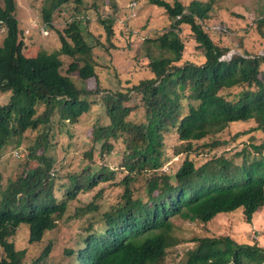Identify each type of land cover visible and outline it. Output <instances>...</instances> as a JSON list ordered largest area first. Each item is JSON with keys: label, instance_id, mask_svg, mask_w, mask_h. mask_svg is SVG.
<instances>
[{"label": "trees", "instance_id": "obj_1", "mask_svg": "<svg viewBox=\"0 0 264 264\" xmlns=\"http://www.w3.org/2000/svg\"><path fill=\"white\" fill-rule=\"evenodd\" d=\"M212 1L184 4L174 0L171 4L151 0L164 8L170 21L168 31L145 41L160 51L155 56L150 45L146 46L154 76L122 90L104 92L101 97L109 122L94 127L90 146L83 153L85 165L65 174L59 186L66 197L58 200L54 192L57 165L47 154L56 131L53 122L59 127L78 122L91 110L88 97L94 92L78 87L69 74L62 73V56L70 60L69 70H78L83 81L97 78L96 44L84 34L82 25L87 19L80 16L84 0H48L44 21L56 31L61 45L52 52L41 48L34 57L24 53L30 38L19 27L16 0H2L0 21L6 33L0 46V92H12V96L8 104L0 105V153L29 130L42 131L29 147V161L1 193L4 257L0 264H26L29 260L28 251L17 249L9 240L19 226H28L29 243H39L55 217L67 211L69 200H78L80 194L96 188L98 204L93 195L86 205L102 217L101 228L90 223L82 230L86 244L83 241L76 250V264H164L168 249L181 242L174 234L173 218L208 224L221 212L243 207L245 220L251 223L264 208V137L253 134L264 133V55L246 51L223 58L229 47L216 42L203 24L210 18ZM258 1L254 29L264 41V0ZM69 3L75 4L74 12L66 26L57 30L53 13ZM100 21L110 38L114 19ZM183 27L190 29L203 51L200 63H179L185 49L180 36ZM216 31L222 38L229 34V30ZM235 88L240 91L233 93ZM136 110L141 117L132 118ZM239 122H253L254 126L229 139L216 136ZM172 133L178 138L173 151L184 155V160L175 172H160L168 159L166 139ZM247 134L252 135L242 149L230 156H226L227 149L218 153L222 146ZM116 155L122 158L115 169L105 162ZM120 172L124 175L119 180ZM117 180L120 185L112 183ZM106 182H111L107 188H122L120 203L110 209L102 206ZM191 240L196 247L188 250L184 264H264V246L238 242L230 233ZM51 251L50 243L30 259L31 264H47Z\"/></svg>", "mask_w": 264, "mask_h": 264}, {"label": "rangeland", "instance_id": "obj_2", "mask_svg": "<svg viewBox=\"0 0 264 264\" xmlns=\"http://www.w3.org/2000/svg\"><path fill=\"white\" fill-rule=\"evenodd\" d=\"M173 4L174 0H166ZM184 4L192 0H181ZM207 1V0H200ZM209 1V0H208ZM136 2L134 10L130 8V3ZM258 0H213L210 18L204 22V27L210 35L220 42L223 46L229 47V53L243 54L248 51L252 55H264V41L256 32L255 18L258 8ZM48 0H16L17 9L16 17L19 21V27L24 33V29L29 27L33 22L39 26L35 31L26 32L28 45L24 50L27 56H36L38 51L45 49L52 52L59 49L61 42L56 31L47 27L44 21L43 9L48 6ZM2 5V0H0ZM82 13L80 16H86L87 21L83 23L84 34L87 38L96 44L93 50V56L96 60L97 78H90L83 81L78 70H69L70 60L62 56L63 66L62 73L69 74L78 87L94 91L89 95L91 101V110L83 114L76 123H64L58 126L53 122L56 131L52 138L53 146L50 147L47 154L54 157L57 165V171L54 176L56 179L55 196L58 200L66 197L65 191L60 188L59 183L65 181V174L79 171L84 165L83 153L90 146L92 140V131L95 126L109 122L106 116L105 106L102 101V95L106 90H122L139 83L141 80L153 77L149 67L150 59L147 56L146 46L150 45L153 55H159L160 51L151 43H146L147 39L156 38L170 29V21L164 8L154 5L151 0H84V5L80 6ZM75 9V4H64L53 13V23L55 28L62 30ZM85 14V15H84ZM100 19L113 20L114 34L108 38L106 29L101 24ZM2 26V24L0 23ZM222 26L223 31L229 30V34L218 33L214 27ZM0 26V46L5 37L6 29L2 30ZM46 29L49 34L45 35L41 29ZM180 36L182 37L185 49L183 52L182 64L185 61L200 63L203 60V51L199 48L198 43L194 40L192 32L188 27L181 28ZM25 38V39H26ZM30 41V42H29ZM241 41V42H240ZM230 55V56H232ZM82 66V62H78ZM102 89V91L100 90ZM99 90L100 92H96ZM240 91L235 88L233 93ZM12 92H0V105L8 104L11 101ZM136 99L130 103H134ZM132 118L141 117L139 111H134ZM55 121V120H54ZM254 126L250 123H233L224 133L217 134L221 140L229 139L239 131ZM59 128V129H58ZM42 128L38 130H29L18 141L12 140L0 153V199L2 190L7 188L9 181L18 176L21 170H18L23 163L29 161V147L37 140ZM258 137H264V133L253 132ZM252 134L240 135L229 144L222 146L218 153L225 149L226 156H230L237 150L243 148L244 143L249 141ZM178 145V138L171 134L166 139L165 153L167 161L160 170L168 169L176 171L184 160V155H177L173 148ZM123 145H118L122 148ZM203 155V154H202ZM201 156V155H200ZM206 157L207 156H204ZM122 156H115L112 161L105 162L110 167L118 168V159ZM202 158H197L201 161ZM83 162V163H82ZM124 173H119V180ZM152 175L148 176L151 177ZM61 177V179L59 178ZM119 180L112 182L114 185H120ZM111 182L104 183V192L102 206L105 209L110 208L120 199L122 194L121 187L107 188ZM98 189L88 194H80V199L69 200L67 211L58 219V225L55 230L47 231L45 234L53 240L54 248L48 258V264H76L74 256L76 250L84 239V230L90 223L101 228L102 217L90 212L86 203L91 201L95 195L94 201L98 204ZM109 208V209H110ZM176 225L175 236L180 239V243L168 249V254L164 264H184L186 253L196 247V243L191 239L193 237L208 236L217 237L225 233H230L238 242L257 243L264 246V208L256 213L251 223L246 222L243 207H238L234 211L221 212L214 220L208 224L201 221H189L181 218H173ZM29 228L25 224L19 226L15 234L9 240L14 241L17 249H26L30 264V259L39 255L48 244L46 238L43 241L30 245L28 244ZM72 250V253H66ZM4 251L0 246V260L4 257ZM34 259V258H33ZM43 264V263H41ZM243 264H255L244 261Z\"/></svg>", "mask_w": 264, "mask_h": 264}, {"label": "built area", "instance_id": "obj_3", "mask_svg": "<svg viewBox=\"0 0 264 264\" xmlns=\"http://www.w3.org/2000/svg\"><path fill=\"white\" fill-rule=\"evenodd\" d=\"M131 5H130V8L132 9V10H134V8H135V6L137 5V3L136 2H132V3H130ZM0 23L2 24V26H1V28H2V30H4V27H5V24H4V22L1 20L0 21ZM38 24L37 23H35V22H33V23H31L30 25H29V27L27 28H25L24 29V34L26 35V32L27 33H30L31 31H35V29H37L38 28ZM215 28V30L217 29V30H219V29H223V27L222 26H217V27H214ZM5 29H6V27H5ZM41 32H43L45 35H47V34H49V32L46 30V29H44V28H42L41 29ZM223 58H226V57H223Z\"/></svg>", "mask_w": 264, "mask_h": 264}, {"label": "clouds", "instance_id": "obj_4", "mask_svg": "<svg viewBox=\"0 0 264 264\" xmlns=\"http://www.w3.org/2000/svg\"><path fill=\"white\" fill-rule=\"evenodd\" d=\"M232 53H233V52H231V53H229V54L227 55V56L230 57V58H228V59H231L232 56H230V55H232ZM61 217H62V216H61ZM58 219H59V217H55V219H54V221H53V224H54L53 227H51V229L49 228V229L45 230V232H44V234H43V238L41 239V240L43 241V239L46 238V239L48 240V244H50V243L52 244V250H53V248H54V245H53V243H52L53 240H50V239L46 236L45 233H46L47 231L55 230V229L57 228V225L59 224V223H58V222H59ZM27 241H28V244H30V245L36 244V243H32V244L29 243V232H28V240H27ZM51 241H52V242H51ZM83 241H84V239H83ZM83 241H82L81 245L83 244ZM40 242H41V241H40ZM84 243H85V241H84ZM48 244H47V245H48ZM85 244H86V243H85ZM47 245H46V246H47ZM81 245H80V246H81ZM80 246H79V247H80ZM44 249H45V248H44ZM44 249H43V250H44ZM50 253H51V252H50ZM49 256H50V255H49ZM49 256H48V258H49ZM48 258H46V262H47V264H48V261H47ZM31 263H32V262H31ZM31 263H30V264H31ZM41 263H43V262H41ZM41 263H40V264H41ZM43 264H45V263H43Z\"/></svg>", "mask_w": 264, "mask_h": 264}, {"label": "water", "instance_id": "obj_5", "mask_svg": "<svg viewBox=\"0 0 264 264\" xmlns=\"http://www.w3.org/2000/svg\"><path fill=\"white\" fill-rule=\"evenodd\" d=\"M233 54V53H232Z\"/></svg>", "mask_w": 264, "mask_h": 264}]
</instances>
